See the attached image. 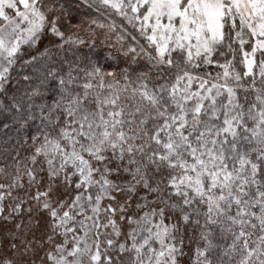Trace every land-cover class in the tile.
Returning a JSON list of instances; mask_svg holds the SVG:
<instances>
[{"label":"snow or ice","instance_id":"snow-or-ice-1","mask_svg":"<svg viewBox=\"0 0 264 264\" xmlns=\"http://www.w3.org/2000/svg\"><path fill=\"white\" fill-rule=\"evenodd\" d=\"M0 264H264V0H0Z\"/></svg>","mask_w":264,"mask_h":264}]
</instances>
